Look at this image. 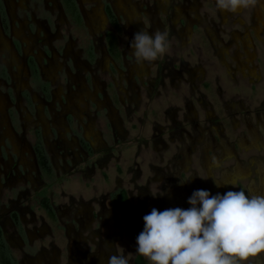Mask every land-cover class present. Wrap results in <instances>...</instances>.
I'll list each match as a JSON object with an SVG mask.
<instances>
[{"label":"flooded vegetation","instance_id":"af4514ba","mask_svg":"<svg viewBox=\"0 0 264 264\" xmlns=\"http://www.w3.org/2000/svg\"><path fill=\"white\" fill-rule=\"evenodd\" d=\"M3 1L0 27L26 52L42 118L27 116L30 95L13 116L29 146L14 135L0 169V264H135L131 221L163 201L188 209L193 191L239 183L264 195V0L235 13L216 0H28L34 34L7 22ZM139 30L167 32V52L137 64ZM21 71L0 62L13 85Z\"/></svg>","mask_w":264,"mask_h":264},{"label":"clouds","instance_id":"9594fccd","mask_svg":"<svg viewBox=\"0 0 264 264\" xmlns=\"http://www.w3.org/2000/svg\"><path fill=\"white\" fill-rule=\"evenodd\" d=\"M255 3L216 0L219 9L233 13ZM168 47V33L159 30L152 34L139 30L130 42L137 64L155 61ZM187 203L188 209L153 208L146 214L136 237V254L150 264H241L264 252V195H246L243 190L212 195L199 189ZM107 264H129V260L111 254Z\"/></svg>","mask_w":264,"mask_h":264},{"label":"rangeland","instance_id":"374dc122","mask_svg":"<svg viewBox=\"0 0 264 264\" xmlns=\"http://www.w3.org/2000/svg\"><path fill=\"white\" fill-rule=\"evenodd\" d=\"M262 1V0H261ZM5 2L6 4V12H7V22H10L12 25H14L15 27L17 26V21L20 22L21 24H24L26 27H24V33H28V31L26 29L30 30V33L34 34V32H32V28H36L33 26L32 27V22L33 19L31 18L30 20V12L32 11V7L29 5L28 0H20L19 5L15 6L14 8L11 7L10 5V1L9 0H4L3 3ZM50 5V3L48 4ZM51 6L54 8L55 6L53 4H51ZM14 9V10H13ZM34 14V13H32ZM1 15V13H0ZM33 18H38V15L36 17V15L34 14ZM40 18H43V16H41ZM40 21L42 19H39ZM58 20L60 21L58 15H57V23ZM0 22H1V16H0ZM13 26V27H14ZM0 62L3 64V66L6 68L7 72L9 73V69L11 72H14L18 67L19 69H21V81L18 85H13L9 82H7L8 80L6 79V75H3L2 73H0V99L3 100L5 106V112H0V169H4L3 165H6L7 163H10L11 161H13V157L16 153V150L14 148V144H15V140H14V135H16V137H18L19 139H23L22 145H21V149L25 150L27 149L28 145V140L27 138L22 135V130L19 128L20 126V122L18 119H15L13 116H17V114L22 115L23 117L26 116V111H25V105L26 102L24 101V98H26L27 95H30L31 98L36 102V111L35 113L32 112V110H28L26 109L29 113H27V116L32 115L33 117L37 115V118H42L41 117V112L39 110L40 106L38 104V99L40 94L35 93V91H33L31 88H34V82L32 77L28 76V74H26L27 72V60L24 59V55L26 54V52H24V55L19 52L18 50H16L15 46H14V41L13 38L11 39V37L9 36L8 32L5 29H2V27H0ZM63 29V28H62ZM61 29V30H62ZM35 30V29H34ZM37 30V28H36ZM2 31V32H1ZM51 32V31H50ZM8 40H10V43H8ZM54 43L50 44L51 48H53ZM71 50H73L71 48ZM32 53H35L34 50L31 51ZM29 53V52H27ZM15 56H14V55ZM30 54V53H29ZM11 58V59H10ZM12 60H15V62H13L15 64L14 67L10 66V65H6L7 62H10V64L12 63ZM61 60V59H58ZM66 63V61L64 60L62 64ZM4 72V70H3ZM6 83H8L9 85H6ZM13 86H11V85ZM37 95V96H36ZM41 109V108H40ZM43 114V113H42ZM44 116V115H43ZM23 136V137H22ZM2 165V166H1ZM263 167H264V162H263ZM256 171H258V168L253 165L251 167V176L253 174L256 173ZM257 183L259 182V178L256 177ZM232 187V186H231ZM206 190V189H205ZM243 190L245 191L246 195L251 194L250 191L248 190L247 187H245V185L243 183H239L235 186V191H240ZM208 191V190H207ZM169 203L166 201H163L162 203V211L167 209ZM147 213L143 214V217L146 215ZM137 223L135 224L134 220L131 221V223L133 224V228L136 229V236L139 235V233L143 230L144 224L142 223V221L137 218L136 219ZM55 248H58L59 250L61 248H59L57 246V243H55ZM127 245L129 248V257L132 258L135 254H136V241L134 240H127ZM16 256H17V252H15ZM57 260L60 259V257L57 255L56 256ZM147 263L150 264V261L145 258ZM259 259H261L263 261L264 264V252L259 254ZM256 262H258V257H249L248 261H243L241 262V264H256Z\"/></svg>","mask_w":264,"mask_h":264},{"label":"trees","instance_id":"16d2710c","mask_svg":"<svg viewBox=\"0 0 264 264\" xmlns=\"http://www.w3.org/2000/svg\"><path fill=\"white\" fill-rule=\"evenodd\" d=\"M119 199V205L121 207V210L126 213V214H130L131 212V206L128 203L127 199L125 198L124 194H121ZM135 264H146L145 260L143 259L142 256H137L135 258Z\"/></svg>","mask_w":264,"mask_h":264}]
</instances>
